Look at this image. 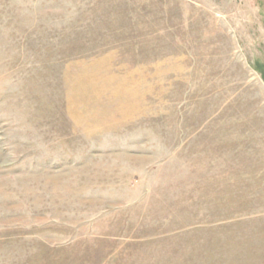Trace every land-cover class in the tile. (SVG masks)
<instances>
[{"label": "rangeland", "instance_id": "obj_1", "mask_svg": "<svg viewBox=\"0 0 264 264\" xmlns=\"http://www.w3.org/2000/svg\"><path fill=\"white\" fill-rule=\"evenodd\" d=\"M0 264H264V0H0Z\"/></svg>", "mask_w": 264, "mask_h": 264}]
</instances>
